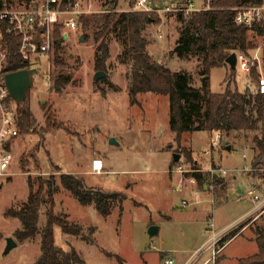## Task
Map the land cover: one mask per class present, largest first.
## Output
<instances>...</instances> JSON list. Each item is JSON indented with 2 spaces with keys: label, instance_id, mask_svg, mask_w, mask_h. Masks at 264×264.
<instances>
[{
  "label": "rangeland",
  "instance_id": "1",
  "mask_svg": "<svg viewBox=\"0 0 264 264\" xmlns=\"http://www.w3.org/2000/svg\"><path fill=\"white\" fill-rule=\"evenodd\" d=\"M106 1L109 2L92 0V10L97 14L105 12ZM136 1L119 0L117 11H133ZM189 1L202 5V0H147L148 7L162 12L152 16L160 21L145 36L150 43L149 55L156 62L173 72H186L191 85L201 88L203 56L185 60L172 54L180 24L175 14L164 12L166 8L186 6ZM10 2L12 9L25 7L18 0ZM88 36L85 40L79 30L71 36V43L62 46V66H56L51 56L49 61L35 67L33 86L24 102L35 125L29 133H22L16 121L17 136L4 145L12 155V162L0 176V264H34L39 259L41 235L19 243L15 234L21 230V223L9 212L22 209L28 202V178L36 182V191L37 181L49 180L51 176L54 177L50 186V190H55L54 213L66 216L70 224L82 229L74 237L55 227V247L64 253L74 250L81 259L80 264H161L160 256L172 259L174 264H182L191 256L188 264H201L211 257L213 250L216 257L210 264H239L240 260L256 255L258 247L253 228H264V211L258 209L249 217L254 213L255 203L248 193L257 189L256 194L264 198V159L255 162L250 151L251 139L259 133L248 138L237 134L235 142L229 138L227 150L211 149L214 133L208 132L185 134L177 143L169 127L167 97L148 93L138 95L132 102L128 95L129 67L120 62L122 46L112 37L108 38L110 55L106 78L95 83L98 45L91 32ZM236 73L230 90L237 88L243 93L254 89L250 74H241L239 69ZM58 74L69 78V84L60 93L53 89ZM229 76L228 66L211 70L210 92L222 93ZM48 116L52 121L50 126L46 121ZM174 154L180 155L178 164L172 162ZM95 160L102 162L100 174L92 170ZM193 165L204 173L219 167L230 171L214 184L215 204L208 202L207 186L185 182L184 190L176 191L180 177L175 167L191 171ZM62 174L80 179L84 189L119 193L124 199L116 201L110 216L104 218L93 205L81 206L62 188ZM184 177L189 179L190 174ZM227 180L230 185L223 194ZM197 191L200 192L198 201L193 200V192ZM183 200L189 204L187 211L182 207ZM195 204L207 205L208 209ZM48 207L44 204L40 210L39 231L46 224ZM208 213L212 215L214 231L222 234L233 230L215 245L209 242L212 233L206 218ZM151 226L159 229L152 239L147 234ZM235 231L239 233L224 246ZM9 239L16 247L5 253Z\"/></svg>",
  "mask_w": 264,
  "mask_h": 264
},
{
  "label": "trees",
  "instance_id": "2",
  "mask_svg": "<svg viewBox=\"0 0 264 264\" xmlns=\"http://www.w3.org/2000/svg\"><path fill=\"white\" fill-rule=\"evenodd\" d=\"M11 0H0V11L10 9ZM29 2L30 0H18ZM119 0H109L108 9L104 13L90 16H82L81 35L88 39L91 32L97 48L95 51L94 70L107 72L109 59L108 38L112 37L122 46L120 62L129 67L128 95L132 102L138 95L156 94L168 98L169 102V127L175 135V141L180 142L185 134L195 132L219 133L221 147L227 150L230 145L229 138L233 142L237 136L248 138L257 132L259 136H253L250 151L255 162L264 159V95L250 92H239L237 88L230 90L231 80L237 74L230 70L229 83L220 94L210 92V72L226 66V59L236 52L248 54L258 46L256 37L263 35L259 29L236 26L233 23V8L247 4H259L261 0H210V10L191 13L188 16L176 15L180 24L178 39L174 44L172 54L179 59L202 55L201 75L203 77L201 88L191 85L190 76L186 72H173L163 64L157 63L148 53L149 40L145 32L160 20L152 18L157 13L117 11ZM7 23L0 21L2 34V49L6 51L7 58L2 75H7L22 70H31V65L23 61L17 55L20 48V39L7 33ZM53 63L62 66L61 58L63 38L59 27L54 31ZM262 71L264 75V43L261 56ZM250 78L258 83L259 75L255 67L250 70ZM54 91L60 93L62 88L69 84V78L64 74H58L54 82ZM45 109V106H42ZM17 127L22 133H29L35 125V120L30 111L23 105H16ZM50 126L51 118L47 117ZM173 162V160H172ZM177 163L173 164H178ZM192 170H200L193 165ZM198 186H207L208 180L204 175L193 173ZM54 181L38 180L37 190L35 183L28 178L29 198L24 207L18 211H11L9 215L21 223V230L15 234L19 243L30 241L41 235V255L34 264H80L81 259L72 250L64 253L55 247L54 228L59 227L66 235L78 237L82 229L78 225L70 224L66 216L54 213L53 194L50 186ZM62 188L78 200L81 206L93 205L96 212L107 218L116 201H122L123 195L119 193L104 194L100 191L84 189L82 181L73 175L62 174L60 176ZM48 204L47 221L41 231L38 230L39 214L42 206ZM264 216V214H263ZM240 231V230H239ZM258 253L254 256L242 259L239 264H264V228H253ZM239 232L231 233L230 238L224 244L235 237ZM223 244V245H224Z\"/></svg>",
  "mask_w": 264,
  "mask_h": 264
},
{
  "label": "built area",
  "instance_id": "3",
  "mask_svg": "<svg viewBox=\"0 0 264 264\" xmlns=\"http://www.w3.org/2000/svg\"><path fill=\"white\" fill-rule=\"evenodd\" d=\"M92 0H30L29 2H22L25 7L22 9H5L0 11V21H5L7 25V33L18 37L20 39V48L17 52L23 61L28 62L32 69L43 61H49L54 53V31L56 27L60 28L61 36L64 44L71 42V33H76L81 28L80 18L82 16H90L97 14L92 10ZM210 0H202V5L197 6L193 1H189L186 6H174L172 8H166L164 12L173 13L175 15H184L185 17L191 13L210 10ZM147 0H138L135 3V12H147V13H161V10H155L146 7ZM232 12L233 23L236 26H245L248 28L259 29L263 32V35L256 37L258 46L248 54L241 52L234 53L236 55V70L239 69L241 74L249 76L252 67H255L259 75L257 85H254V89L249 91L252 94L264 95V75L262 71L261 56L262 45L264 43V0H261L259 4H247L237 8H233ZM104 13V12H103ZM159 37L161 35L159 34ZM2 34L0 32V176H3L5 171L8 170L12 162V155L5 150V143L17 136L16 131V104L11 100L8 89L4 83V76L2 70L6 63L7 53L2 49ZM221 148V136L215 132L211 139V149L219 150ZM244 158V156H243ZM102 162L95 160L92 163V170L100 174L102 171ZM172 171V170H171ZM229 170H225L221 167L207 170L203 172L201 170L185 171L181 167H175V173L179 175V181L176 187V191H183L185 188V182L191 185H198L196 179L192 176L193 173H199L204 175L208 180L207 190L210 194L208 202L213 205V189L217 179L228 176ZM190 174L189 179L184 176ZM210 190V191H209ZM199 191L193 192L194 199L198 201L200 199ZM248 196L251 197L255 203V209L253 214L249 217H253L258 209L264 211V198L256 194L255 191H249ZM190 203V202H189ZM192 204V203H190ZM261 208L258 206L262 205ZM188 202L183 200L182 207L187 209ZM213 208V207H212ZM248 217V218H249ZM209 219V231L212 233L211 245H215L218 240L226 237L230 232L218 233L213 230V219L210 214ZM236 229V227H235ZM221 235V236H220ZM217 237H220L219 239ZM222 238V239H223ZM161 264H174L172 259L162 257Z\"/></svg>",
  "mask_w": 264,
  "mask_h": 264
},
{
  "label": "water",
  "instance_id": "4",
  "mask_svg": "<svg viewBox=\"0 0 264 264\" xmlns=\"http://www.w3.org/2000/svg\"><path fill=\"white\" fill-rule=\"evenodd\" d=\"M83 41V37L80 39ZM226 66L229 70L236 71V55L231 54L225 61ZM36 74V69L31 70H22L19 72L7 74L4 76V83L8 89L11 100L16 105H23L27 96V93L33 86V76ZM106 74L104 72H96L95 74V83H98L100 80H104ZM180 159V155L174 154L173 162L177 163ZM159 229L155 226H151L148 229V237L154 238L158 235ZM13 247H16V244L12 239L8 240V246L5 253H8Z\"/></svg>",
  "mask_w": 264,
  "mask_h": 264
},
{
  "label": "crops",
  "instance_id": "5",
  "mask_svg": "<svg viewBox=\"0 0 264 264\" xmlns=\"http://www.w3.org/2000/svg\"><path fill=\"white\" fill-rule=\"evenodd\" d=\"M108 1H106V3H107ZM148 4H146V7H148L147 6ZM148 8H151V9H153L152 7H148ZM155 8V7H154ZM155 10H157L156 8H155ZM159 10V9H158ZM125 12V11H124ZM74 34L75 33H71V35H70V38H71V36H74ZM162 38V36L161 37H159V39H161ZM71 40H72V38H71ZM71 43V42H70ZM149 48H150V46H148V48H147V50H148V53H149ZM151 56V55H150ZM152 58H153V56H151ZM154 59V58H153ZM155 61V60H154ZM158 63V62H157ZM237 172H239V171H237ZM240 172H242V171H240ZM227 185H226V188H225V186H223V190L221 191V193H225L226 192V190L228 189V187H229V185H230V180H227V183H226ZM255 186V185H254ZM260 187V186H259ZM254 188H256V187H254ZM255 191L257 190V189H254ZM260 190V189H259ZM262 191V190H261ZM259 193V192H258ZM193 194H191L190 195V197L192 196ZM186 196V195H185ZM192 198V197H191ZM193 200H194V197H193ZM208 204V203H207ZM195 205H199V204H195ZM199 206H201V207H204L205 206V208H206V210L208 209L207 208V205H199ZM256 207V206H255ZM253 209H255V208H253ZM185 211H187V209H185ZM210 213H208L207 214V219L210 217V215H209ZM251 216V215H250ZM226 244V243H225ZM225 244H224V246H225ZM224 246L222 247V248H224ZM199 248H201V247H199ZM198 250V249H197ZM197 250H195V252L197 251ZM206 250H210V249H206ZM221 250V249H220ZM219 250V251H220ZM218 251V252H219ZM212 252V255H211V257H209V258H207L203 263H201V264H210V263H212L213 262V260H214V258L216 257V253H215V250H213V251H211ZM162 257L163 256H160L159 258H161L162 259ZM191 257V256H190ZM187 258V259H185V261L182 263V264H188L189 263V261L191 260V258ZM201 258V257H200ZM200 258H197V259H200Z\"/></svg>",
  "mask_w": 264,
  "mask_h": 264
}]
</instances>
